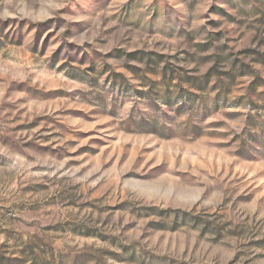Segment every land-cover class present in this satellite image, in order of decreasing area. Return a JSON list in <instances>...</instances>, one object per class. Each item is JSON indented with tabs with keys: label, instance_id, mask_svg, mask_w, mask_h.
Masks as SVG:
<instances>
[{
	"label": "rangeland",
	"instance_id": "1",
	"mask_svg": "<svg viewBox=\"0 0 264 264\" xmlns=\"http://www.w3.org/2000/svg\"><path fill=\"white\" fill-rule=\"evenodd\" d=\"M0 264H264V0H0Z\"/></svg>",
	"mask_w": 264,
	"mask_h": 264
}]
</instances>
